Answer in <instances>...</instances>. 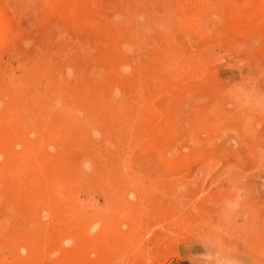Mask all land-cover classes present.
Instances as JSON below:
<instances>
[{"label":"rangeland","instance_id":"obj_1","mask_svg":"<svg viewBox=\"0 0 264 264\" xmlns=\"http://www.w3.org/2000/svg\"><path fill=\"white\" fill-rule=\"evenodd\" d=\"M47 2L0 0V112L38 110L49 158L22 200L0 173V264H264V129L250 152L227 116L264 0Z\"/></svg>","mask_w":264,"mask_h":264},{"label":"bare ground","instance_id":"obj_2","mask_svg":"<svg viewBox=\"0 0 264 264\" xmlns=\"http://www.w3.org/2000/svg\"><path fill=\"white\" fill-rule=\"evenodd\" d=\"M63 1L64 0H54L53 2H51L50 0L49 4V1L47 2V6L51 7L55 4H61V6H65L62 3ZM51 3L53 4L50 5ZM1 27L4 29L5 24L2 22V18L0 17V35L2 30ZM262 80L263 79H261V82L255 81L251 84L241 85L240 87H237L238 89L235 91L234 95H232V111L230 113L228 112L227 114V116H229L228 119H235L233 122L231 120L232 123H234L238 119L240 123V130L239 135L238 133L237 135L238 137H240V142H242L250 152L253 150H251L250 148L254 147L253 145L256 144L257 141H263V139L259 140V138H261V136H259V132H261V129H264L261 128L264 127V81ZM55 92L60 98L61 95L57 91ZM54 95H49L48 98L53 99ZM6 96H8V98L11 100H26L30 103H33L32 100L40 101L41 99V96L33 95L24 87L16 85H11L7 89V92H5V97ZM1 102H3V100L0 97V103ZM36 112L37 113L22 111L15 104H9L7 106V111L0 112V154L3 155L5 160L4 163H2V165L0 166V173L5 175L6 178H13L17 182H20V185L13 189L14 197L18 200L23 199V196L26 193V187L30 182V178H33V176L38 177L39 179L43 178L42 176L44 175V173L48 172L47 170H49V158H40V160L35 161L32 160V157L29 154V152L34 149V147L41 148L44 144H42L41 142H37L35 143V145L33 144V142L23 143L18 138V136L24 133L25 129L27 130L33 127V123H31L30 121H34L35 123L43 122L42 118L40 117L39 111L36 110ZM223 112H225V110ZM233 129H235V126ZM262 134L264 135V132ZM260 144L256 145L260 147ZM260 150L261 148H259V151ZM252 152H254V150ZM252 155L253 154L250 153L249 156ZM232 173L233 172H230V174ZM232 179L233 177L231 178V180ZM224 223L226 224L228 223V221L224 220ZM17 259V264H24L25 261L22 256H18Z\"/></svg>","mask_w":264,"mask_h":264}]
</instances>
